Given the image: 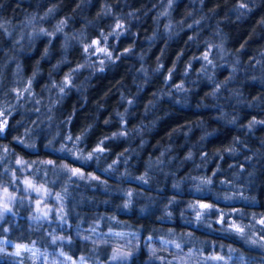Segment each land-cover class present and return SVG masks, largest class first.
Here are the masks:
<instances>
[{"label":"trees","instance_id":"16d2710c","mask_svg":"<svg viewBox=\"0 0 264 264\" xmlns=\"http://www.w3.org/2000/svg\"><path fill=\"white\" fill-rule=\"evenodd\" d=\"M0 112V187L58 194L71 255L264 264V0H0ZM30 209L0 236L49 242Z\"/></svg>","mask_w":264,"mask_h":264},{"label":"rangeland","instance_id":"374dc122","mask_svg":"<svg viewBox=\"0 0 264 264\" xmlns=\"http://www.w3.org/2000/svg\"><path fill=\"white\" fill-rule=\"evenodd\" d=\"M104 52L103 46L97 40L88 49L90 57L96 56L103 59L101 55ZM22 190L24 193L18 195L8 188L0 187V221L9 217V220L16 223L18 213L13 211V207L17 201L23 200L25 205L31 207L28 215L31 228L43 229L49 236V242L43 244L35 240L31 243H23L0 236V258L7 257L13 264H129L130 255L120 249L113 250L106 260L89 254L71 255L63 247V243L69 240L70 232L69 226L64 221L59 195L27 180L23 183ZM210 207V204L200 202L198 213L202 212L201 215H204L207 213L205 210ZM5 209L8 210L5 211ZM255 224L251 225L241 220L240 223L234 221L233 226L236 230H240L239 233H244L251 232ZM10 227L8 223L6 229L9 230ZM184 251L177 252L171 260L166 261L165 256L157 257V259L169 264H249L248 260L233 255L208 254L198 257L191 250Z\"/></svg>","mask_w":264,"mask_h":264},{"label":"snow or ice","instance_id":"6c2138e0","mask_svg":"<svg viewBox=\"0 0 264 264\" xmlns=\"http://www.w3.org/2000/svg\"><path fill=\"white\" fill-rule=\"evenodd\" d=\"M205 58H207V57H205ZM6 123V122H5ZM3 129H2V127H0V131H2ZM79 139V138H78ZM98 150H100V151H103V149H98ZM74 172L75 171H77V170H73ZM8 209H5V211H7ZM262 223H264V221H262ZM237 231H240L239 229H237Z\"/></svg>","mask_w":264,"mask_h":264}]
</instances>
